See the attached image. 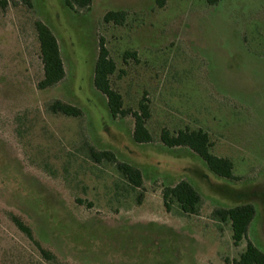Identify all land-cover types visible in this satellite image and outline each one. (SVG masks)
<instances>
[{"label": "rangeland", "instance_id": "obj_1", "mask_svg": "<svg viewBox=\"0 0 264 264\" xmlns=\"http://www.w3.org/2000/svg\"><path fill=\"white\" fill-rule=\"evenodd\" d=\"M204 2L168 0L157 10L153 0H91L69 11L61 0H0V264H44L10 216L56 264H232L247 242L264 255V0ZM108 12L123 13L121 26L102 22ZM34 22L56 39L64 72L41 92ZM99 41L128 114L113 122L91 85ZM141 99L147 145L131 139ZM54 102L81 116L49 114ZM184 130L208 136L232 180L159 141L162 131ZM89 148L136 169L140 188L115 164L93 163ZM179 182L199 197L193 216L162 204L163 190ZM244 205L253 219L233 247L229 224L213 213Z\"/></svg>", "mask_w": 264, "mask_h": 264}, {"label": "trees", "instance_id": "obj_2", "mask_svg": "<svg viewBox=\"0 0 264 264\" xmlns=\"http://www.w3.org/2000/svg\"><path fill=\"white\" fill-rule=\"evenodd\" d=\"M29 6V0H22ZM168 0H153L154 7L161 10ZM222 0H205L207 7H214ZM63 7L69 11L73 9L87 10L91 0H61ZM1 6H5L1 2ZM124 15L121 12H108L104 15V24L121 26ZM33 30L38 48V58L42 70V78L36 84L38 92L45 91L62 82L64 78L63 65L60 59L56 39L50 30L40 22L33 23ZM126 58H134L133 54H125ZM115 73V66L109 59L108 53L101 41L98 42L97 54L94 60L91 85L93 89L105 99V107L109 119L113 122L117 118H124L127 112L122 109L121 97L111 89L110 77ZM46 110L51 115H59L64 118H79V110L74 107L54 102L47 106ZM133 129L131 139L136 145H147L151 138L145 129V123L149 119V109L144 99L137 104L136 112L131 114ZM162 146L167 150L187 149L196 156L206 169L216 178L229 181L232 180V166L228 160L218 159L210 153L208 136L200 131H179L170 136L162 131L159 137ZM88 158L95 164L102 161L115 164V169L121 179L132 189L141 186L140 173L127 164H117L113 156L107 152H94L91 148L87 150ZM163 206L167 209L169 204H175L183 215L193 216L199 205V197L196 192L185 182H179L171 188H166L161 194ZM254 211L249 205L238 206L226 211L213 213L214 219L220 223H228L230 227V240L233 247H237L245 238L247 228L253 219ZM14 228L33 246L39 258L44 264H56V258L47 250L43 249L35 240L32 231L16 217H9ZM232 264H264V255L258 252L250 243H246L244 251Z\"/></svg>", "mask_w": 264, "mask_h": 264}]
</instances>
